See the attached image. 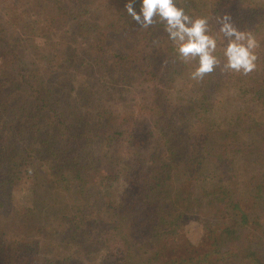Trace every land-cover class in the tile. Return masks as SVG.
<instances>
[{
    "label": "trees",
    "instance_id": "trees-1",
    "mask_svg": "<svg viewBox=\"0 0 264 264\" xmlns=\"http://www.w3.org/2000/svg\"><path fill=\"white\" fill-rule=\"evenodd\" d=\"M187 2L264 45V0ZM124 3L0 0V264H264V46L193 81Z\"/></svg>",
    "mask_w": 264,
    "mask_h": 264
},
{
    "label": "clouds",
    "instance_id": "clouds-1",
    "mask_svg": "<svg viewBox=\"0 0 264 264\" xmlns=\"http://www.w3.org/2000/svg\"><path fill=\"white\" fill-rule=\"evenodd\" d=\"M124 12L142 29L162 24L174 62L191 66L193 81L218 68L240 76L259 68L261 38L237 23L227 9L197 13L187 0H125Z\"/></svg>",
    "mask_w": 264,
    "mask_h": 264
},
{
    "label": "rangeland",
    "instance_id": "rangeland-1",
    "mask_svg": "<svg viewBox=\"0 0 264 264\" xmlns=\"http://www.w3.org/2000/svg\"><path fill=\"white\" fill-rule=\"evenodd\" d=\"M17 7L22 8L18 3H15ZM10 14H13V10L11 12H8ZM4 15V13L2 14ZM44 42L45 40L43 38H39L36 41L37 47L40 49H44ZM146 88H142L141 90H145ZM15 198L16 201V208L13 210V212L10 214L8 227H7V236L9 238L17 237L20 234L19 231V217L25 212L26 206L28 204L29 199V193L26 190H21L15 192ZM188 236L192 242H197L199 239V236L201 234L200 227L198 225H189L187 228ZM264 239V236L262 237Z\"/></svg>",
    "mask_w": 264,
    "mask_h": 264
}]
</instances>
